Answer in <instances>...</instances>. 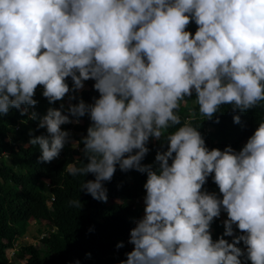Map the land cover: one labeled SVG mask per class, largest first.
<instances>
[{
  "label": "clouds",
  "instance_id": "obj_1",
  "mask_svg": "<svg viewBox=\"0 0 264 264\" xmlns=\"http://www.w3.org/2000/svg\"><path fill=\"white\" fill-rule=\"evenodd\" d=\"M89 80L99 94L90 104L74 95ZM38 86L50 105L69 101L39 118L47 135L29 133L40 161L57 159L71 140L61 126L87 115L86 135L72 142L86 162L66 165L94 177L81 190L107 202L102 182L117 166L146 174L144 214L119 264H264V121L239 151L210 150L199 124L178 114L193 94L209 120L221 105L245 112L264 101V0H0V116L28 113ZM162 137L158 167L142 164L149 141ZM209 176L220 195L203 189Z\"/></svg>",
  "mask_w": 264,
  "mask_h": 264
},
{
  "label": "trees",
  "instance_id": "obj_2",
  "mask_svg": "<svg viewBox=\"0 0 264 264\" xmlns=\"http://www.w3.org/2000/svg\"><path fill=\"white\" fill-rule=\"evenodd\" d=\"M196 27L193 22L187 30L194 34ZM67 83L69 87L72 86L70 78ZM93 83L90 80L87 89L74 95L86 103H92L93 98L99 96L92 87ZM42 90V86L37 87L34 99L38 103L34 108L29 107L28 113L21 115L18 110L10 109L7 115L0 116V153L7 154H0V177L7 175L8 178L6 185L0 182V264H8L7 250L18 244L31 221L46 223L50 229L41 234L35 248L18 246L23 260L21 264H119V261L126 259L125 253L132 250L126 247L130 229L135 227L144 212V206L136 207L132 202L145 195L143 184L146 174L134 169L122 172L117 166L112 180L102 182L107 189V202H100L80 188L85 180L94 179L91 173L84 177L68 174L66 165L75 162L74 159L60 160L58 157L50 163L40 161L39 146L28 144L29 133L32 136L47 135L46 128L37 127L39 118L46 114L49 107L59 108L61 104L58 101L50 105L42 96ZM186 99L187 103L182 102L178 111L181 124L186 119L193 125L199 124L198 131L210 150H223L231 146L239 151L258 124L264 121V101L245 112L233 111L231 105H221L209 120L199 113L195 94ZM32 112L37 114V119L30 118ZM234 115L240 117V123H233ZM80 121L79 124L62 127V130L71 133L70 141L78 142L86 135L89 117L85 115ZM76 146L81 151L82 143H76ZM147 147L150 151L141 163L156 168V152L165 151L167 142L162 137L160 140H150ZM79 158L77 166L82 167L86 161L84 156ZM42 181L47 183L45 189ZM203 189L220 195L211 176ZM74 199L82 201L81 208L69 203ZM223 217L227 218V215L222 211L211 225L214 241L225 231ZM233 229L235 234H241L235 225ZM224 238L229 242L232 240V237ZM118 242H123L124 246L117 248ZM238 246L244 248L242 242ZM241 259L244 260L243 257Z\"/></svg>",
  "mask_w": 264,
  "mask_h": 264
},
{
  "label": "rangeland",
  "instance_id": "obj_3",
  "mask_svg": "<svg viewBox=\"0 0 264 264\" xmlns=\"http://www.w3.org/2000/svg\"><path fill=\"white\" fill-rule=\"evenodd\" d=\"M89 81L84 82V88L82 90L88 88V82ZM82 90H80L78 92H81ZM61 103H63L67 109L68 103H69L67 96L64 98L63 101H61ZM63 126L64 125H62L61 127H63ZM151 141H154V140H151ZM72 142H74V141H70V143L65 145L64 149L61 152V155L59 156L60 160L75 159L77 157L83 156L82 151H80L77 148L76 143H72ZM243 145L241 146V148L243 147ZM0 182L6 185L8 183L7 175L0 177ZM41 184H42L43 189H45L47 183L45 181H42ZM143 197L132 202V204L136 207L144 206ZM117 201L121 202V200H117ZM143 214H144V212L141 215L143 216ZM224 220L225 219L223 217L222 218V224H223ZM49 229L50 228L46 223L37 224V223L31 221L29 224L27 232L18 240V244H17L16 251H15V256L8 259V263L11 261L9 264H21L23 262V260H21L22 255L18 251V246L21 247V245H22V246H28L31 248L32 247L35 248L38 244V240L40 239L41 234L46 232L45 230H49ZM7 256H9V253L7 254Z\"/></svg>",
  "mask_w": 264,
  "mask_h": 264
},
{
  "label": "built area",
  "instance_id": "obj_4",
  "mask_svg": "<svg viewBox=\"0 0 264 264\" xmlns=\"http://www.w3.org/2000/svg\"><path fill=\"white\" fill-rule=\"evenodd\" d=\"M224 219H227V218L224 217ZM126 244H127V246H126L127 248H132L133 247L130 243H128V240H127V243ZM16 247H17V243L12 248H10V249L7 250V254L9 253V256L7 257L8 259H10V258H12V257L15 256Z\"/></svg>",
  "mask_w": 264,
  "mask_h": 264
}]
</instances>
